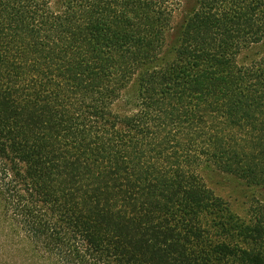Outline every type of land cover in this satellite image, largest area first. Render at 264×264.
Masks as SVG:
<instances>
[{"label": "trees", "instance_id": "obj_1", "mask_svg": "<svg viewBox=\"0 0 264 264\" xmlns=\"http://www.w3.org/2000/svg\"><path fill=\"white\" fill-rule=\"evenodd\" d=\"M173 1L0 0V216L40 258L264 264V214L197 173L264 186V0H195L168 42Z\"/></svg>", "mask_w": 264, "mask_h": 264}, {"label": "rangeland", "instance_id": "obj_2", "mask_svg": "<svg viewBox=\"0 0 264 264\" xmlns=\"http://www.w3.org/2000/svg\"><path fill=\"white\" fill-rule=\"evenodd\" d=\"M171 29L167 40L180 24L182 17L192 6L195 0H174ZM62 0H51V6L56 8ZM264 60V41L243 48L237 57L240 67L248 68L258 65ZM119 105L117 107L119 108ZM120 110V109H119ZM201 162L197 173L205 185L227 203L232 213L248 221L255 211L264 214V186L249 183L239 171H229L213 163ZM0 264H53L51 261L40 258L27 240L18 233L3 217L0 216Z\"/></svg>", "mask_w": 264, "mask_h": 264}]
</instances>
